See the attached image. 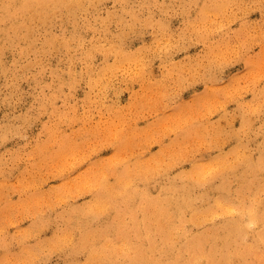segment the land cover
Instances as JSON below:
<instances>
[{"label":"rangeland","instance_id":"obj_1","mask_svg":"<svg viewBox=\"0 0 264 264\" xmlns=\"http://www.w3.org/2000/svg\"><path fill=\"white\" fill-rule=\"evenodd\" d=\"M71 1L0 0V264L81 263L59 226L116 244L130 192L189 173L210 207L225 157L264 181V0Z\"/></svg>","mask_w":264,"mask_h":264},{"label":"bare ground","instance_id":"obj_2","mask_svg":"<svg viewBox=\"0 0 264 264\" xmlns=\"http://www.w3.org/2000/svg\"><path fill=\"white\" fill-rule=\"evenodd\" d=\"M30 2L33 3V0ZM37 6L40 13L43 8L39 4ZM63 6L66 7L65 4ZM242 155H245L244 163H236V158L235 164L225 157L220 169H216L218 182L214 187L217 188V193L210 207L204 209L195 205V200L205 197L206 194H199L193 188L194 185L211 187L210 176L189 173L180 183L173 182L163 186L164 192L155 196L141 190L130 192V196L133 193L135 196L139 195L136 206L126 210L123 208V213L119 211L116 215L119 224L108 228V232L110 229L119 238L116 244L112 243L115 242L113 239H107L103 244L96 245L95 238L99 233L104 236L105 232L103 228L98 231L92 225H87V230L79 234L84 240L77 244L75 234L71 232L72 224L69 226L68 222L58 227L56 236L48 243L58 237L65 238L71 242L69 252L74 255L77 250L90 246L83 262L77 263L74 258H69L66 264H264V181H256L259 171L252 170V164L246 163V154ZM230 171L233 176L229 178ZM235 180L240 185L232 191L230 182ZM124 183L123 189L130 187L126 181ZM255 183L259 184L257 190L252 188ZM111 188L112 185L109 190ZM247 190L262 199L255 195H246L244 192ZM106 198L107 195L103 194L102 201ZM98 205L106 207L101 201ZM187 209L191 212L186 218ZM217 213L224 214L219 223L213 221L207 228L192 231V225H202L208 215L213 217ZM121 214L128 215V221H123L126 217H121ZM36 227L38 228V224L34 223L31 229ZM132 230L135 236L133 240L128 238ZM86 238H90L91 243ZM7 243L4 240V244ZM22 248L25 252V246ZM32 250L31 248L29 252Z\"/></svg>","mask_w":264,"mask_h":264}]
</instances>
